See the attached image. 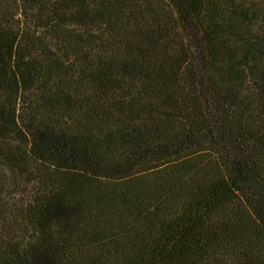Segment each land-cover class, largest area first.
I'll return each instance as SVG.
<instances>
[{
    "label": "trees",
    "instance_id": "16d2710c",
    "mask_svg": "<svg viewBox=\"0 0 264 264\" xmlns=\"http://www.w3.org/2000/svg\"><path fill=\"white\" fill-rule=\"evenodd\" d=\"M0 264H264V0H0Z\"/></svg>",
    "mask_w": 264,
    "mask_h": 264
}]
</instances>
